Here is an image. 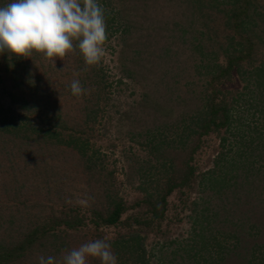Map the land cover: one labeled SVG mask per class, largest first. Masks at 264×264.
Instances as JSON below:
<instances>
[{
    "label": "rangeland",
    "instance_id": "1",
    "mask_svg": "<svg viewBox=\"0 0 264 264\" xmlns=\"http://www.w3.org/2000/svg\"><path fill=\"white\" fill-rule=\"evenodd\" d=\"M144 1L115 0L116 21L130 27L124 35L121 30L114 29L105 41L101 60L95 65H86L78 50L67 54L63 60L56 59L54 64L34 53L28 60L30 71L25 74L37 89L35 107L29 112L18 110L17 103L10 99L11 92L19 95L16 87L19 81H13L14 73L5 74V67L1 70L0 63L3 72L0 107L12 108L19 115L34 118L37 123L47 119L49 124H58V132L66 141L68 136L78 134L87 142L89 153H97L95 156L102 161L103 174L106 175L101 180L86 176L76 151L63 143L55 145L45 139H36L31 144L40 147L39 155L27 149L18 161L13 162L24 171L18 181V188L22 187L20 209L27 213L31 210L30 205L35 204L33 212L36 213L40 205L46 206L45 212L53 208L83 217L84 224L77 229L68 230L63 226L59 229L64 232L66 252L92 240L113 241L137 233L144 239L148 254L146 264H232L234 260H241L245 249L238 244L240 248L232 251L237 240L229 238L228 234L237 220L247 221L248 213L259 217L262 207L258 200L264 199V180H249L243 189H238L235 180H231L230 188L219 194L215 184L202 180V174L214 167L221 136L210 133L201 139L198 135L193 137L189 145L200 141V148L188 162L196 171L187 180L188 185L175 189L168 196L162 219H155L143 203L146 192L142 190H153L157 183L164 182L159 180L164 169L161 168L162 161L157 162L161 153L154 150L155 147L166 151V160L180 164V167L185 165V155L181 152H185L184 149L171 148L170 141L186 124H190L193 130L190 123L193 119L190 118H195L197 99L204 90V79L195 71V63L184 53H180V58H176L173 64L156 58L163 54L162 48L172 50L176 46L173 36L179 40L180 33L169 29L178 31L180 27H174V24L185 22V3L148 0L147 13L142 8ZM261 1L264 5V0ZM149 15L152 25L145 19ZM132 22L142 27L137 24L132 29ZM73 79L80 80L86 94L80 97L71 94ZM26 82L23 84L27 85ZM221 86L224 92L247 93L245 83L236 75ZM244 99L248 100L243 97L240 101L245 102ZM259 123L253 118L251 130L260 127ZM167 152H171L170 155ZM30 157L38 164L48 162L46 173H42L43 167H40L39 180H33L34 176L31 178V174L25 171ZM5 162L1 161L2 164ZM9 162L0 167V188L2 186L5 191L13 181L12 169L6 167L12 163ZM250 188L253 191L248 192L246 189ZM7 192V199L3 191L0 193V212L4 216H7L6 207L14 204L9 197L13 193ZM33 197L39 201L31 202ZM114 198L121 199L125 209L120 222L95 225V212L105 213ZM248 200L252 202L249 204ZM25 205L30 207L26 210ZM135 219L141 223H135ZM28 222L25 216L19 224L11 226L20 233L29 226ZM12 228L0 220L2 233L6 231L5 241L17 235L10 231ZM250 233L255 236L252 242L264 244V233L262 235L256 229ZM235 252L237 256H234ZM64 254L56 259L59 261ZM36 259L25 264H38ZM89 264H99V261L90 260Z\"/></svg>",
    "mask_w": 264,
    "mask_h": 264
},
{
    "label": "trees",
    "instance_id": "2",
    "mask_svg": "<svg viewBox=\"0 0 264 264\" xmlns=\"http://www.w3.org/2000/svg\"><path fill=\"white\" fill-rule=\"evenodd\" d=\"M137 1L140 2V0ZM178 1L185 3L183 4L185 5L183 14L185 22L174 24V27H180L178 31L176 29L174 31L169 29V31L180 33L179 40L181 42L178 44L179 40L173 36L176 46L172 50L167 47L162 48L163 54L156 56V58L160 57L159 59L164 62L167 61L169 64H173L176 58H180V53H184L189 60L195 63V71L204 79V90L197 99L199 102H197L196 116L190 118L193 119L190 122L193 130H191L190 124H186L180 134L174 133L176 138L170 141L171 148L184 149L185 152H181L185 155V165L180 167V164L166 160L164 158L166 151L158 147L154 148V150L158 149L161 153V158L157 157V162L162 161L161 168L164 169V173L159 180L164 182L157 183L153 190L148 189L149 192H147L148 190L142 191L146 192V199L144 198L143 203H146L148 211L155 219L164 217L168 196L175 189L188 185L187 180H190V177L196 171V168L188 162V160L192 161L196 151L200 148V141H197L196 145H189L196 135L200 137L199 139L210 133L221 136L219 150L213 160L214 167L202 174V180H209V182L216 185L217 194L229 189L231 180H235L238 189L245 188L249 180H264L263 1ZM4 2L7 3L8 0H4ZM100 3L105 9L106 41L111 37L114 29L116 31L121 30L122 35H124L130 26L127 23L116 21L115 0H100ZM142 3L146 5L148 0ZM145 5L142 8L147 12L149 7ZM136 11L139 12L140 9H136ZM145 19L151 22V25L154 24L150 20L151 15ZM134 22H132V29L137 24L139 25L137 27H142L141 24ZM29 59L30 57L9 58L7 54L0 55L1 70L5 67L3 72L5 74L14 73L16 76L13 81H19L18 86H16L19 89V95L11 92L10 99L14 104L17 103L18 110L28 112L35 107L34 96L37 93L31 78L25 76L30 71L28 70ZM183 64L185 63L183 62ZM1 70L0 80L3 79ZM235 75L239 76L241 81L245 83L244 90L247 89V96L237 91L224 92L222 90L221 85L225 81L233 80ZM25 81H27V85L23 84ZM243 97L248 100L244 99L245 102H241L240 99ZM253 118L260 121L258 130H251L250 123ZM61 137L62 134L58 132V124H49L47 119H45V122L37 123L34 118L19 115L12 108L3 109V107H0V167L2 165L4 167V164L8 161L12 162H9L10 166L6 167L12 169L11 180H13L10 187L8 185L5 188L6 191L1 186L0 193L3 191L6 199L8 198L7 191L13 193L12 196L9 194V197L11 198L10 202L14 203L12 206L6 207L7 216L0 212V218H2L0 220L6 221L9 228L13 227L11 224H19L25 216L29 220V226L25 227L24 232L17 233L12 228L10 231H13L14 234L17 233V235L11 237L8 241L4 240V232L6 231L4 230L2 233L3 229H0L2 237V240L0 239V264H25L36 258L38 260L39 256L60 257L62 253H66L67 248L65 236H62L64 232L59 230L60 227L63 226L68 230H73L84 224L83 217L70 212H59L53 208L45 212L46 206L40 207L39 205L37 213L33 212L36 208H33L35 204L30 205L31 210L27 213H25L26 211L22 212L20 209L19 193L22 187L18 188V181L22 178L21 174L24 171H21L20 165L13 164V162L18 161L22 157V153L28 151L27 149H31L30 151L33 150V154L39 155L40 147L31 144V142L35 143L36 139L38 141L40 139L48 140L50 144L63 143L69 146L81 158L80 164L86 176L99 178V180L105 178L102 161L95 156L97 153H89L88 144L81 136L78 134L70 135L67 141ZM170 153L167 152L168 155ZM30 158L27 164L28 170L25 168V171L31 174V178L34 176L33 180H39L41 177L40 167H43L42 173H46L49 170V168L47 171L45 169L48 162L47 164L45 162L38 164L34 162L33 157ZM2 160L6 162L2 164ZM145 175L147 176L148 173ZM246 190L248 192L253 191L251 188ZM35 198L33 197L31 202L39 201L34 200ZM251 202L248 200L249 204ZM258 202L262 207L259 217L251 212L249 214L247 211L249 215L247 221L243 223L241 222L243 219L237 220L234 229L228 234L229 238L233 237L237 240L232 251L240 248L237 247L238 244H242L243 250L245 249L241 260H234L232 264H264V244L252 242L251 240H255V236L250 233V230L253 229H256L262 235L264 233V199L258 200ZM30 206L25 205L24 207L27 210ZM124 211L122 200L114 198L105 213L95 212L93 222L97 226L116 225L120 222ZM135 223L140 224L141 221L135 219ZM248 225L249 228H245ZM143 241L144 239L139 234L133 233L108 242L117 257V264H146L148 254ZM234 256H237L236 252Z\"/></svg>",
    "mask_w": 264,
    "mask_h": 264
},
{
    "label": "clouds",
    "instance_id": "3",
    "mask_svg": "<svg viewBox=\"0 0 264 264\" xmlns=\"http://www.w3.org/2000/svg\"><path fill=\"white\" fill-rule=\"evenodd\" d=\"M107 39L105 9L100 0H0V55L29 58L34 53L47 60L61 59L78 50L86 65L97 64ZM79 79L70 92L86 94ZM117 264L111 244L96 239L68 250L58 261L39 256L38 264Z\"/></svg>",
    "mask_w": 264,
    "mask_h": 264
}]
</instances>
